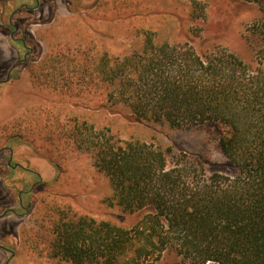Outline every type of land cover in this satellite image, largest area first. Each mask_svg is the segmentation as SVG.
Returning <instances> with one entry per match:
<instances>
[{
  "label": "trees",
  "instance_id": "obj_1",
  "mask_svg": "<svg viewBox=\"0 0 264 264\" xmlns=\"http://www.w3.org/2000/svg\"><path fill=\"white\" fill-rule=\"evenodd\" d=\"M127 1L98 0L91 22L66 24L87 44L55 43L27 63L37 99L0 124V145L19 138L44 150L53 143L51 152H44L59 170L54 153L65 150L60 135L67 138L69 131L72 149L88 153L107 177L112 188L107 204L135 220L128 227L97 220L48 194L20 228L21 248L64 264H158L166 250L187 264H264V0H246L263 15L248 28L253 69L225 50L203 56L188 44L156 43L147 28L142 49L114 64L106 53L94 58L95 22L121 21L136 31L141 26L135 18L144 12L122 13ZM115 104L146 123L214 127L217 146L235 171L207 172L201 160L180 155L169 162L163 149L115 138L67 109L113 111Z\"/></svg>",
  "mask_w": 264,
  "mask_h": 264
},
{
  "label": "rangeland",
  "instance_id": "obj_2",
  "mask_svg": "<svg viewBox=\"0 0 264 264\" xmlns=\"http://www.w3.org/2000/svg\"><path fill=\"white\" fill-rule=\"evenodd\" d=\"M130 3H133L135 9L129 6L132 5ZM137 3L140 6L136 7ZM123 6H125L122 10L123 14L130 10H134L135 13L144 12L145 15L142 14L141 17L135 18V21H139L141 26L136 31L130 24L121 21L95 22L92 26L93 39L91 41L94 58L106 53L111 63L114 64L134 51L142 49L143 29L147 28L152 32L156 43L167 41L170 44H182L183 46L188 44L203 56L221 49L235 54L250 69L257 66L255 50L251 44L253 42H251L252 38L248 28L263 15L260 7L252 1L129 0ZM69 28L71 26L65 23H55L53 28L48 30L49 32L54 30V35H46L41 42H37L34 38L30 42L33 43L35 49H40L42 53L55 43H60L64 47L67 43L87 44L86 41L82 42L80 37L74 34L75 30ZM32 30L34 28L30 27L31 34H33ZM10 47L12 46L8 38L0 34V80L5 78L8 68L16 59V54H12ZM42 93L49 95L50 99H54V95L47 91ZM35 96L25 69L22 70L19 67L13 70L11 78L0 84V98H2L0 115H6L10 109L22 108L25 99L31 106L37 99ZM3 99L6 100V105L3 104ZM84 104L87 103L84 102ZM87 105L93 106V103L90 102ZM68 108L76 111L74 113L78 121L84 120L96 129H108L115 138L138 140L163 149L169 162L173 156L180 155L201 160L207 172L219 171L231 175L235 171L232 163L220 152L217 146L216 130L210 125L198 124L175 129L162 122L146 123L136 120L131 111L123 104L112 106L111 109L114 112L106 108L84 106L78 108L67 106ZM64 113L65 111L62 109V114ZM63 120L62 118V124ZM63 130H60V134L63 133ZM65 133L67 138L63 134L60 136L62 145L65 146L63 149L66 151L54 153V161L58 160L60 163L59 170L48 158L45 160L43 158L31 159V165L38 169L47 182L45 189L50 193H60L61 198L57 199L56 203L69 206L75 213L86 214L97 220H112L126 227L132 225L135 220L134 216L123 215L107 204L106 199L112 193L107 177L95 169L88 153L72 149L73 146L68 140L70 133L69 131ZM46 144L44 150L49 153L53 149V143ZM54 178H56V182L54 185H50V181ZM4 190L0 187V194ZM16 252L18 256L14 258L12 264H64L50 261L37 253L32 254L21 246L16 249ZM158 264L187 263H182L180 256H177L174 251L166 250ZM205 264L217 263L208 262Z\"/></svg>",
  "mask_w": 264,
  "mask_h": 264
},
{
  "label": "flooded vegetation",
  "instance_id": "obj_3",
  "mask_svg": "<svg viewBox=\"0 0 264 264\" xmlns=\"http://www.w3.org/2000/svg\"><path fill=\"white\" fill-rule=\"evenodd\" d=\"M97 4L98 0H0V34L8 38L12 46L10 51L16 54L0 84L11 78L13 70L25 69L28 62L44 54L33 47L31 39L41 42L38 37H45L46 31L55 23L91 22L93 16L90 12ZM30 27L35 30H32L33 34ZM26 100L22 109L29 107ZM3 104H7L4 99ZM22 109H10L6 115H0V124L15 117ZM33 158L45 160L47 157L42 148L19 138L0 145V187L6 190L0 194V264H11L20 243V228L33 217L37 202L50 193L45 189L46 180L31 165ZM55 182L56 178L49 184Z\"/></svg>",
  "mask_w": 264,
  "mask_h": 264
},
{
  "label": "crops",
  "instance_id": "obj_4",
  "mask_svg": "<svg viewBox=\"0 0 264 264\" xmlns=\"http://www.w3.org/2000/svg\"><path fill=\"white\" fill-rule=\"evenodd\" d=\"M20 109H22V108H19L17 111H20ZM48 194H53V195H56V196H58L59 198H61V194L60 193H58V192H51V193H48ZM21 246V244L19 243V246L18 247H20ZM17 247V248H18ZM16 248V249H17ZM33 254V253H32ZM18 256V253L16 252V254H15V256L13 257V259H12V261L14 260V258H16ZM12 261H11V264H12Z\"/></svg>",
  "mask_w": 264,
  "mask_h": 264
}]
</instances>
